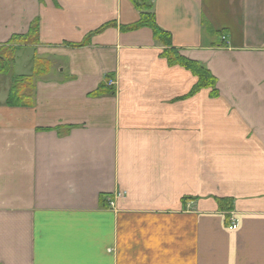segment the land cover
Returning <instances> with one entry per match:
<instances>
[{
    "label": "crops",
    "instance_id": "0c3cea01",
    "mask_svg": "<svg viewBox=\"0 0 264 264\" xmlns=\"http://www.w3.org/2000/svg\"><path fill=\"white\" fill-rule=\"evenodd\" d=\"M151 1L0 0V264H264V0Z\"/></svg>",
    "mask_w": 264,
    "mask_h": 264
},
{
    "label": "trees",
    "instance_id": "16d2710c",
    "mask_svg": "<svg viewBox=\"0 0 264 264\" xmlns=\"http://www.w3.org/2000/svg\"><path fill=\"white\" fill-rule=\"evenodd\" d=\"M134 5L138 10L141 11L140 21L134 24L130 29H135L142 26H148L152 28L155 37L158 40H161L166 43H170L171 34L165 31L156 21L154 12H153V3L151 0H132ZM39 30V25L37 22L32 24L30 32L26 36H16L12 38V43L15 40H20V43H28L31 35H36ZM21 37V38H19ZM0 48V74H8L11 71L12 64L14 63V57L10 58L4 57L1 53ZM11 56H14V48H12ZM163 55L168 58L170 64H180L188 69H190L197 77L198 82L194 86L192 93L199 90L200 88H213L215 91L216 88V79L211 74V72L206 69L204 66L199 64L196 61L190 60L179 53L175 48L165 49ZM42 64V65H41ZM49 63L45 64L44 61L34 58V72L30 75H15L12 77V86L8 95L7 103L11 106H20L24 105L27 101V95L24 94L27 85H32L35 78L38 75H43L47 72L49 68ZM111 92L113 91L112 88ZM216 92V91H215ZM222 201V200H221Z\"/></svg>",
    "mask_w": 264,
    "mask_h": 264
},
{
    "label": "rangeland",
    "instance_id": "374dc122",
    "mask_svg": "<svg viewBox=\"0 0 264 264\" xmlns=\"http://www.w3.org/2000/svg\"><path fill=\"white\" fill-rule=\"evenodd\" d=\"M32 54H33V51L28 48H24L23 50H21V52L17 54L16 62L12 64L11 72H10L11 75L30 73L33 67V62H34ZM2 55L12 60L11 59L12 56L10 55V52L3 51ZM4 93H6V91L2 87L0 90V97H2Z\"/></svg>",
    "mask_w": 264,
    "mask_h": 264
},
{
    "label": "built area",
    "instance_id": "2783aa9c",
    "mask_svg": "<svg viewBox=\"0 0 264 264\" xmlns=\"http://www.w3.org/2000/svg\"><path fill=\"white\" fill-rule=\"evenodd\" d=\"M109 84L112 85L113 84V81L109 82ZM230 220H231L230 228L236 229V227H237V221H236V219L233 218V217H231Z\"/></svg>",
    "mask_w": 264,
    "mask_h": 264
}]
</instances>
